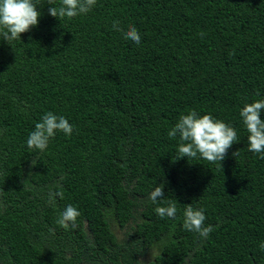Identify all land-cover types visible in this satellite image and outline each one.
Returning <instances> with one entry per match:
<instances>
[{"label":"trees","instance_id":"trees-1","mask_svg":"<svg viewBox=\"0 0 264 264\" xmlns=\"http://www.w3.org/2000/svg\"><path fill=\"white\" fill-rule=\"evenodd\" d=\"M59 4L39 0L37 26L0 37V264H264V159L240 117L264 98V0H97L60 20ZM190 110L237 130L222 167L178 159L168 132ZM49 111L73 133L29 149ZM165 200L175 218L155 213ZM69 204L80 216L64 228ZM186 204L207 238L183 228Z\"/></svg>","mask_w":264,"mask_h":264},{"label":"clouds","instance_id":"clouds-1","mask_svg":"<svg viewBox=\"0 0 264 264\" xmlns=\"http://www.w3.org/2000/svg\"><path fill=\"white\" fill-rule=\"evenodd\" d=\"M39 0H0V37L10 42L20 40L21 34L29 32L38 25L41 12L37 10ZM49 5H54L55 0H48ZM97 4V0H60L59 6L48 9L52 17L72 19L78 15L88 14ZM113 29L123 31L124 38L131 40L137 45L141 43V36L134 25H129L127 30L119 27V21H113ZM201 37L203 32L199 33ZM264 98L252 103H245L240 110V117L248 133V151L260 154L264 159ZM57 132L66 136L73 133L71 125L64 116H57L49 111L37 122L34 130L31 131L26 140L29 149L44 151L50 139L54 138ZM169 138L179 136L178 153L179 158L187 157L195 159L198 155L201 159L210 163L221 162L225 159L228 150L234 143H237V130L225 123L221 119L214 118L210 114L200 115L195 110H190L188 114H181L178 122L168 132ZM238 153L235 152V156ZM222 167V165H221ZM165 196L164 184L160 183L150 193L149 199L156 204L163 200ZM55 197L63 199L62 191H50L49 202L54 203ZM155 213L160 218H175L177 215L176 203L172 200L163 201V206H157ZM80 216L76 206L67 205L60 214L56 223L64 228L69 224L75 226L77 217ZM205 210L194 208L192 204L184 205L183 228L187 231L195 232L200 237L207 238L213 231L212 225H205ZM264 250V242L260 244Z\"/></svg>","mask_w":264,"mask_h":264},{"label":"flooded vegetation","instance_id":"flooded-vegetation-1","mask_svg":"<svg viewBox=\"0 0 264 264\" xmlns=\"http://www.w3.org/2000/svg\"><path fill=\"white\" fill-rule=\"evenodd\" d=\"M81 264H86V263L83 261V262H81ZM89 264H92V263H89Z\"/></svg>","mask_w":264,"mask_h":264}]
</instances>
